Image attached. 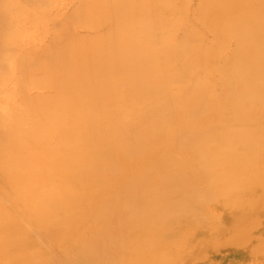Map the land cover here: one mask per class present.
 <instances>
[{
  "label": "bare ground",
  "instance_id": "6f19581e",
  "mask_svg": "<svg viewBox=\"0 0 264 264\" xmlns=\"http://www.w3.org/2000/svg\"><path fill=\"white\" fill-rule=\"evenodd\" d=\"M62 1L44 0L33 9L0 0V14L15 11L6 16L2 60L13 67L22 57L37 58L40 75L30 88L45 92L32 95L28 112L24 103L15 136L13 126L7 130L26 155L11 165L16 194L0 195V264H51L36 252L45 245L59 251L62 264H124V234L143 208L123 201L150 199L147 187L157 177L177 192L206 197L248 187L264 171V0H180L178 7L165 0L162 15L149 18L140 14L145 0H71L87 17L86 30L112 18L114 24L39 59L63 38L65 26H53L67 20L58 11ZM124 8L140 15L135 24L126 23ZM183 135L191 145L176 139ZM210 143L211 158L233 164L228 176L184 167L192 145ZM203 151V171H212L210 152ZM200 182L207 189L194 191ZM154 201L150 209L161 210ZM195 228L184 229L179 250L196 246L188 240ZM240 232L231 241H240Z\"/></svg>",
  "mask_w": 264,
  "mask_h": 264
},
{
  "label": "rangeland",
  "instance_id": "374dc122",
  "mask_svg": "<svg viewBox=\"0 0 264 264\" xmlns=\"http://www.w3.org/2000/svg\"><path fill=\"white\" fill-rule=\"evenodd\" d=\"M41 1L43 2L44 0H37V1L14 0V3H16V5L17 3L18 5L19 4L27 5V6L29 5V7L31 6V8L35 9L38 8L39 4L41 6L42 3ZM65 1L66 2L62 1L60 3V7L58 8V11L61 14L63 13L64 19L67 20H64L63 24L53 23V26L55 28H57V26L59 28L61 27V25H62L61 28H63V25L65 26V30L62 29L64 30L63 38L54 40L53 41L54 43L51 46V50L49 49L48 51L46 49L44 51L43 57L41 55L39 56V59H43L47 55L51 56V54L53 55L55 52L57 51L59 52L60 50L64 49L67 45L71 43L72 40L75 41V39H77L78 37L77 35L83 36L82 33L83 34L85 33L84 35L93 34L92 32H94V34L96 33L100 34L102 32L105 33L106 30L109 29L111 25L114 24L115 22L113 21L114 18H112V20L105 21L102 27H98L94 29L95 31L86 30L83 27L82 23L86 22L85 19L87 17L82 16L84 14L81 15V13L77 14L79 10L74 8L77 5L76 2H73L75 0L73 1L65 0ZM145 2H146L144 6L145 10H142V12L140 13L142 16H145V18L156 17L158 12H159L158 15H162V13L164 12L165 5L163 6L161 2H163L164 4L165 0H161V1L145 0ZM179 2L180 0H175L171 6L178 7L180 4ZM155 6L159 7L160 9L156 8ZM155 11L157 14L155 13ZM9 12L13 14L15 11L9 9L7 11L5 10L1 12L2 15L0 14V75H3L4 77L2 78L0 76V90H2L0 91L1 94L0 123L2 122V120L3 122H7V123H2V125H0L1 126L0 127V195L6 194V190H9L7 192H10V195H13V193L16 194L15 191L12 192L10 189L11 186H14V184L16 183L15 174H14L15 170H13V168L15 167L14 165L20 163L22 157L26 155L25 151L17 152L18 149L15 146L16 142H12L14 141V139L11 137L12 135L11 136L9 135L13 129L10 131L11 129L10 128L9 133L7 130L10 126L11 127L13 126L12 128H14V130L13 133L11 134H14L16 132V124L20 120V119L17 120V116L19 118H22L23 115H26V113L32 108L33 106L32 102L35 100L34 95L37 96L39 94L38 96H40L41 94L45 93L41 89L39 90V89L30 88L31 86L30 82L33 79H35V77H38L40 75L39 74L40 71L37 69L36 66L37 58H34L33 61L31 58L29 60V58L27 57L28 59L26 60V57L25 58L22 57L23 60L20 61L21 64L15 65L13 67H10L9 65H7L6 62H4V60H2L3 58L2 54L4 53L5 36L8 32V27H7L8 24H7L6 16L8 15ZM34 12L35 10H33L31 13L33 14ZM123 14L125 15L127 14L125 16L127 20L126 21L127 24L133 22H134L133 24H135L136 20L140 16L137 13L132 15L131 12L128 11L126 8L123 9ZM79 15H81V17H79ZM80 18H82V20ZM50 26H52V24H50ZM36 40L38 41L39 39ZM31 60L32 62H29ZM22 61L24 63L28 61L26 62L28 63V66L26 63L25 66L22 63ZM7 75H9L10 77L9 82H7L8 80ZM14 78H16V81L20 84L18 83L16 84ZM1 81L3 82L6 81L7 84ZM5 85H6L5 87L6 89L3 88V86ZM11 90L12 92H9ZM18 91H20V93L22 92V94H20ZM7 92H9V94H7ZM10 93H12V95ZM32 95L34 100L32 99ZM24 103L30 106V108L29 106L25 107V111H27L25 112V114L23 109V107L25 106ZM204 110L205 109L202 106V108L198 110L200 112L197 111V113L194 114L193 116L196 119H200L204 115ZM21 111L23 115L21 113H20L21 115H19V112ZM4 113L7 120H4V116H3ZM9 113H11L12 116L11 114L9 115ZM7 116H9L11 119H9V117ZM193 116L189 115L190 118H193ZM224 122L228 124L231 123V121L228 120H224ZM146 123L147 120H144L141 122V125L144 126ZM203 127L205 128V126ZM8 136L10 137V139L13 140L11 141L8 138ZM13 136H15V134ZM179 137L181 138V143L185 142V145L186 144L188 145V143H190L189 145H191L190 142L191 136L189 137L188 135H183L176 137V139H178ZM7 139L9 141H7ZM209 145L211 146V143L206 145L205 147L201 145H192L195 151L190 153L191 155L188 156L189 158L187 157L189 161H187L184 167L186 168L187 171H189L192 174L209 173L212 174V177H214V175H216L217 177L228 176L232 171L231 167L233 164H230V162H228L229 160L226 161V159H224L222 156L216 155L213 158H211L210 157L211 149ZM204 148L210 152L209 160L212 164L211 170L214 173H212V171L209 172L203 171L202 166H203ZM241 152L242 150L239 151V153ZM11 156L12 158L15 156L13 158L14 160L11 159ZM6 161L7 162L9 161L8 163L10 165ZM11 165H13L14 167ZM189 165H191L192 167H190ZM216 165L218 166V169ZM5 166H7V169ZM263 175H264V171L260 175H258L255 179H253L252 182L248 185V187L246 186L244 188L228 189L224 193L214 194V195L210 194L206 197L205 196L191 197L184 193L177 192V190H175L172 185L160 184V182H158L159 177H157L158 179L157 178L154 179L153 180L154 182L150 183L149 187H147L148 191L151 192L152 195L154 196L156 195L155 197L151 196L150 199H146L142 197L133 196L131 199L125 200V202L123 201V204L127 203L126 204L127 206L134 204L136 207H139L140 205V207L143 208L140 209L137 213L138 216L136 218H138L139 221L137 225L135 224V228H133V230L129 229L124 234V237L127 239V243L125 245V248L123 249V252L127 258L126 261H124V264H264V176ZM155 181L156 183H158L157 184L158 187L156 186ZM167 185L171 187V189L173 190H170ZM192 185L191 186L194 191H203L206 190L208 187L207 182H200L197 183L196 185L194 184ZM5 186H7V188ZM203 187L204 189H202ZM193 197L195 198L191 199ZM154 199L160 200L159 204H161L160 205L162 207L161 210L152 211V209H150L153 205H155ZM130 200H131V204H129ZM143 201H145V203ZM163 202H168L173 205L164 206L162 205ZM203 203H205L206 205V208L204 209L205 213L203 212V209L201 207ZM13 204L14 202L11 203V206H13ZM168 206L172 209H169ZM141 225L144 226L146 229H143L144 231L143 234H137L136 231L138 230V228H140ZM191 226H196V228L193 231V235H191L188 238V240H190L191 244L195 242L194 244L196 246L188 245L187 249L179 250L177 239L180 237L184 229ZM241 226H244L243 230L240 229ZM239 232H240L241 240L234 242L231 241V238ZM128 236L132 238H129ZM196 239L198 240V242ZM134 240L136 241V243ZM50 249L53 251H51ZM54 251H56L57 254ZM36 252L37 255L39 253L41 257L46 259L48 258V260L50 259V261L53 264H57V263L62 264L60 263L61 261L60 262L58 261L59 257L61 259V254L59 253L58 250L53 249V246L45 245L44 247L36 248Z\"/></svg>",
  "mask_w": 264,
  "mask_h": 264
}]
</instances>
